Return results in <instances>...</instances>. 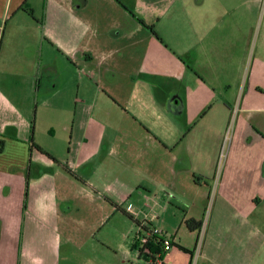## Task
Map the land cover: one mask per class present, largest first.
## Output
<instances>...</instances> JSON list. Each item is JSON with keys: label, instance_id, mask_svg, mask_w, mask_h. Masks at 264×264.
<instances>
[{"label": "crops", "instance_id": "obj_1", "mask_svg": "<svg viewBox=\"0 0 264 264\" xmlns=\"http://www.w3.org/2000/svg\"><path fill=\"white\" fill-rule=\"evenodd\" d=\"M104 2L116 4L118 21L112 19L110 27ZM127 2L0 0V36L5 35L1 41L7 43L6 52L22 47L20 34L29 30L34 35L25 46L41 44L40 61L27 63L32 78L36 69L40 74L48 68L43 54L50 44L75 70L88 71L92 79L94 74L108 87L103 119L93 117V106L83 100L73 126L64 125L72 136L66 168L73 174L84 172L90 204H100L107 195L124 205L139 193V185L131 178L124 182L120 174L139 170L140 160L148 175L187 174L192 177L187 185L205 186L211 193L221 139L232 123L215 207L233 210L231 221L240 219L234 224L236 233L264 238V0H240V7L233 0H200L199 12L206 9L213 22L192 23L184 15L175 35L179 58L171 53L176 43L171 35L166 37L162 11L147 12L138 8L139 2ZM63 16L69 18L67 24ZM258 19L263 30L250 59ZM42 27L45 34L38 41ZM141 27L147 34H140ZM108 46L115 49L106 51ZM4 58V65L11 62L8 54ZM95 61L99 67L92 69ZM154 76L162 86L149 85L148 78ZM125 78L130 86L123 85ZM56 87H51L55 93ZM114 108H119L117 117L110 114ZM8 127L13 136H0V264H109L95 229L84 233V244L68 246L73 238L66 229V208L73 201L58 198L57 188L67 176L55 161L60 160L55 147L35 143L29 132L20 137L14 126ZM197 174L203 186L193 178ZM231 221L222 222L221 228L230 229ZM141 225L167 233L163 225ZM173 253L168 252L164 264H172ZM128 258L126 254L125 263Z\"/></svg>", "mask_w": 264, "mask_h": 264}, {"label": "rangeland", "instance_id": "obj_2", "mask_svg": "<svg viewBox=\"0 0 264 264\" xmlns=\"http://www.w3.org/2000/svg\"><path fill=\"white\" fill-rule=\"evenodd\" d=\"M120 1L139 2L138 8L147 12L162 11V24L167 34L166 37L171 35V40L176 43V46L171 48V53L176 58L180 57V44L178 36L175 35L179 33L178 25L183 22V18H188V22L192 21V23L201 22V24L210 25V22H213L211 18L208 19L209 12H206V9L199 12L198 2L200 0ZM112 4H106V2L103 5L100 4L108 12L109 27L113 23L112 19L118 21L115 7ZM93 5L94 3L91 4V6ZM233 5L240 7V0H233ZM62 19L67 24L69 18L63 16ZM253 25L256 26L250 42V59L263 30L259 19ZM139 32L144 35L148 31L141 27ZM9 34L10 31L6 33V38ZM43 34L45 31L42 27L38 32V41L41 40ZM2 35L0 36V136H13L12 130H9L8 126H14L20 131V137L23 133L29 132L30 136L34 135L35 143L38 140L45 146L47 143L55 147L56 155L60 158L56 161L65 167L67 176V181L58 186L57 195L59 200L61 197L67 196L70 202L73 201L69 204V208H66V215L69 219L66 229L73 238L68 246L79 247L84 244V233L95 229L97 240L107 250L109 264H148L139 257L137 250L133 248L136 236L140 231L138 224L144 223L152 228L162 225L167 227L166 236L168 239L194 254L193 262H191L190 254L183 253L173 246L170 249V251H174L170 260L172 264H264V238L260 235L247 236L244 235V232L236 233V226L239 225L240 219L231 221L233 210L228 207L219 210L218 206L215 207L216 183L223 171L222 169L220 173L217 172V163L226 138L227 143L224 151L225 154L229 153V144L230 140L232 141L234 129L232 123L221 139L216 167L210 179L211 193L208 187L203 186V177L198 174L193 178L200 185L202 184V189L194 188V183L187 185L188 181L192 182V177L187 174L165 176L163 172L156 173L155 176L148 175L140 160L139 170L133 169V173L123 172L120 174L124 182L131 178L132 183H137L139 193H135L132 199L124 205L107 195H104L106 198L101 200L100 204H90L86 193L88 186L86 185L87 179L83 176L84 172L73 174L65 166L72 136L71 132L64 130V125L69 124L70 128L73 126L77 106L80 104L78 102L83 100L86 101L84 102L86 105L93 106V117L103 119L107 106L105 100L106 97H110L105 90L108 87L99 77H95L92 71L90 73L94 76L93 79L88 71L75 70L67 56L58 47H53L50 44L45 45L43 54L44 62L48 61V68L44 67L40 74L36 69L34 79L29 75L30 70L27 63L31 59L40 61L42 47L40 43L25 46L26 40L34 34L30 30L22 32L20 38L24 45L11 47L9 53L6 52L7 43L1 41V38L5 36L3 33ZM114 49L112 46H108L106 51ZM5 54L12 58H10V63L6 62L4 65ZM32 55L34 56L31 58ZM116 57L118 58L119 54ZM116 57L114 58L116 59ZM113 60L109 59L108 63ZM91 64L93 65L92 69L99 67L98 61ZM4 67H6L5 70ZM51 75L54 77L53 83L48 82ZM160 82L159 78L155 76L148 78L149 85L156 86V88L162 86ZM123 85L130 86L126 78ZM53 86H57L56 89H59L56 93L51 89ZM50 91L52 92L50 93ZM4 101H7L8 104ZM65 105L68 108H65ZM110 114H114L115 117L119 116V108H114ZM3 146L4 142L0 138V153L3 151ZM29 161L30 158H28ZM2 163L0 162V164ZM92 176L94 177V175ZM190 184H193V187ZM27 196L28 190L25 185L23 207H25ZM72 204L74 208H72ZM191 220L197 221V223L201 222L200 230L192 231L189 228L188 222ZM229 221H231L230 229H222V222L226 224ZM126 254L130 258L125 263Z\"/></svg>", "mask_w": 264, "mask_h": 264}, {"label": "trees", "instance_id": "obj_3", "mask_svg": "<svg viewBox=\"0 0 264 264\" xmlns=\"http://www.w3.org/2000/svg\"><path fill=\"white\" fill-rule=\"evenodd\" d=\"M35 147L38 150L42 151L40 147ZM138 225L142 227V230L136 236L133 248L134 250H137L139 257L141 259H144L148 264H156V261L158 260H160L162 264H164L163 259L166 257L173 246L184 253L190 254L191 262L193 261L194 254L186 248L172 242L170 246H166L165 241L168 240L166 234L162 233L161 235H155L152 233V229L148 226H142L141 224ZM188 226L192 231H194L198 230L201 227V224L195 222L194 220H191L190 222H188ZM143 239H146V242H143Z\"/></svg>", "mask_w": 264, "mask_h": 264}, {"label": "built area", "instance_id": "obj_4", "mask_svg": "<svg viewBox=\"0 0 264 264\" xmlns=\"http://www.w3.org/2000/svg\"><path fill=\"white\" fill-rule=\"evenodd\" d=\"M229 127V126H228ZM226 143H227V138H226V140H225V142H224V146H223V150H222V152H221V154H220V156H219V160H218V163H217V172H221V170L223 169L222 167L224 166V163H225V161H226V158H227V153L225 154V151H224V148H225V146H226ZM230 145H231V140H230V144H229V147H230ZM228 147V148H229ZM153 232V234H155V235H161L163 232L161 231V230H159V229H154V230H152ZM143 242H146V239H143ZM170 244H171V241L168 239V240H166L165 241V245L166 246H170ZM158 264H161V262L160 261H158Z\"/></svg>", "mask_w": 264, "mask_h": 264}]
</instances>
